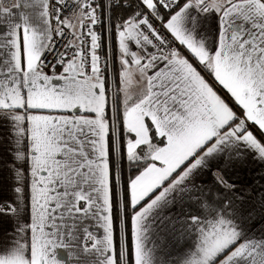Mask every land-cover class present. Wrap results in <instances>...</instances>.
I'll use <instances>...</instances> for the list:
<instances>
[{
    "label": "snow or ice",
    "instance_id": "1",
    "mask_svg": "<svg viewBox=\"0 0 264 264\" xmlns=\"http://www.w3.org/2000/svg\"><path fill=\"white\" fill-rule=\"evenodd\" d=\"M0 26V264H264V0Z\"/></svg>",
    "mask_w": 264,
    "mask_h": 264
},
{
    "label": "crops",
    "instance_id": "2",
    "mask_svg": "<svg viewBox=\"0 0 264 264\" xmlns=\"http://www.w3.org/2000/svg\"><path fill=\"white\" fill-rule=\"evenodd\" d=\"M5 2L11 4L14 2V0H5ZM0 30H2V26H0ZM64 255L65 254H64L63 250H61V256L64 257Z\"/></svg>",
    "mask_w": 264,
    "mask_h": 264
}]
</instances>
